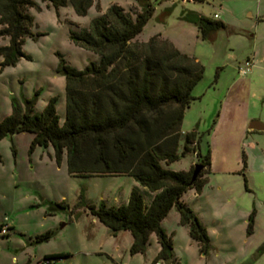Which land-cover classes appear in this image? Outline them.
<instances>
[{
  "label": "rangeland",
  "instance_id": "rangeland-1",
  "mask_svg": "<svg viewBox=\"0 0 264 264\" xmlns=\"http://www.w3.org/2000/svg\"><path fill=\"white\" fill-rule=\"evenodd\" d=\"M33 1L28 10L34 18L33 36L22 44L28 57L0 65V120L10 113L12 99L24 108L23 98H32L40 111L48 98L56 96L63 121L65 78L56 70V52L79 69L97 60L70 40L69 31L88 26L111 4L131 14L151 5V17L133 40L160 35L203 65V76L191 91L194 99L182 119L179 151L183 134L193 128L200 137L201 153L209 150V170L203 174L192 210L204 224L210 245L203 251L187 227L169 215L176 212L172 208L162 226L171 237L175 262L156 260L159 244L154 233L144 252L130 254V233L111 235L88 206L124 203L135 180L128 175L71 176L64 156L57 164L50 146H36L30 152L32 134L20 132L0 140V225L12 223L18 229L0 235V264H28V259L35 264L46 250L66 254L47 264H153L155 260L156 264H264V132L255 133L254 148L247 130L251 120L264 124V0H92L84 14L70 2L55 7ZM214 12L226 28L201 39L196 17ZM6 42L0 36V45ZM247 60L253 65L241 75L239 69ZM196 160L188 152L168 167L186 170ZM49 201L63 202V207L48 214ZM34 230L53 234L32 246L26 236Z\"/></svg>",
  "mask_w": 264,
  "mask_h": 264
},
{
  "label": "trees",
  "instance_id": "trees-1",
  "mask_svg": "<svg viewBox=\"0 0 264 264\" xmlns=\"http://www.w3.org/2000/svg\"><path fill=\"white\" fill-rule=\"evenodd\" d=\"M42 1L55 7L70 2L79 14H84L92 3ZM34 5L33 0H0V36L7 39L0 45L1 66L14 65L21 57H28L22 44L26 37L33 36L34 18L28 10ZM152 12L151 5L131 14L111 4L88 26L70 30V40L95 54L97 60L79 69L56 52V70L65 78L63 121H59L56 96L48 98L40 111L35 110L32 98H23L24 108L12 99L10 113L0 120V140L14 133H31L29 151L36 146H50L57 164L64 156L71 176H131L136 184L126 202L90 204V212L111 235L130 233V254L144 252L154 233L159 244L156 260L174 263L172 240L162 226L172 208L179 214V224L187 227L189 236L203 251L210 245L204 224L182 201L187 190H201L203 174L209 170V150L201 153L200 137L193 128L183 134L179 151L184 112L194 99L191 91L202 78L204 67L160 35L146 41L133 40ZM195 24L201 39L226 28L221 20L204 15H197ZM188 152L195 153V163L203 166L194 180L191 176L195 163L187 170L168 167ZM243 163L245 166L244 154ZM47 203L48 214L63 207V202ZM52 234V230H45L36 234L32 242L47 241ZM64 256L47 254L43 259Z\"/></svg>",
  "mask_w": 264,
  "mask_h": 264
},
{
  "label": "crops",
  "instance_id": "crops-1",
  "mask_svg": "<svg viewBox=\"0 0 264 264\" xmlns=\"http://www.w3.org/2000/svg\"><path fill=\"white\" fill-rule=\"evenodd\" d=\"M214 14H217V20H221L222 22H223V20L221 19V17H220V15L217 13V12H214V13H212L209 17H211V18H213V15ZM225 24V23H224ZM248 130V132L250 133L249 134V136L251 137V140H250V144L252 145L251 147H256V145L258 144V140H257V137L258 136H254L255 135V133L257 134V133H261V132H264V131H257V130H249V129H247ZM186 132H188V131H186ZM195 154V153H194ZM196 155V154H195ZM192 164H194V161H192L191 163H190V165H189V167L192 165ZM188 167V168H189ZM187 170V169H186ZM134 186V185H133ZM192 189L194 190V191H192ZM198 192H196L195 191V189L194 188H191V189H189V190H187L184 194H183V196H182V201H183V203L185 204V205H187V206H189L191 209H193L194 210V204L196 203L195 202V200L198 198ZM127 201V200H126ZM125 201V202H126ZM170 212V211H169ZM169 215H171V217H173V220H175V221H177V224H179V214H178V212L176 211V212H172L171 214H169ZM164 221H165V219H163L162 220V225L164 226ZM180 225V224H179ZM4 226H6L7 227V233L6 234H4V235H2V236H9V232L10 233H13V232H17V230L18 229H14V224H12V223H9V224H6V225H4ZM176 230H174L173 232H175ZM41 232H44V230H34L32 233H29V235H27L26 233L24 234L23 233V236L25 235H27L26 237L28 238L27 240V242L26 243H28V244H30V245H32V246H34L35 245V243H33L32 242V238L36 235V234H39V233H41ZM117 235H119V233L117 234ZM117 235H116V237H117ZM131 236V235H130ZM130 241H132V237H131V240ZM33 249H34V251H36V247H33ZM159 249V248H158ZM41 253V255H39L38 257H37V259L36 260H38V258H40V257H42L43 258V256L44 255H47V254H55V253H57V251H54V250H46V251H42V252H40ZM36 258V257H35ZM30 262V259H28V264H30L29 263Z\"/></svg>",
  "mask_w": 264,
  "mask_h": 264
},
{
  "label": "water",
  "instance_id": "water-1",
  "mask_svg": "<svg viewBox=\"0 0 264 264\" xmlns=\"http://www.w3.org/2000/svg\"><path fill=\"white\" fill-rule=\"evenodd\" d=\"M247 128L249 130L264 131V124L258 120H251L249 121ZM193 166L194 169L192 171L191 180H194L197 177L200 170L203 168V166L199 163H195Z\"/></svg>",
  "mask_w": 264,
  "mask_h": 264
},
{
  "label": "built area",
  "instance_id": "built-area-1",
  "mask_svg": "<svg viewBox=\"0 0 264 264\" xmlns=\"http://www.w3.org/2000/svg\"><path fill=\"white\" fill-rule=\"evenodd\" d=\"M218 16H217V14H214L213 15V18H217ZM253 65V63H251L250 61H246L245 62V65H244V67H242V68H240L239 69V73L241 74V75H244V74H246V72H247V70L248 69H250V67ZM7 233V227L6 226H2L1 228H0V235H4V234H6ZM49 261L48 260H45V259H43V258H41L40 260H38L35 264H47Z\"/></svg>",
  "mask_w": 264,
  "mask_h": 264
}]
</instances>
